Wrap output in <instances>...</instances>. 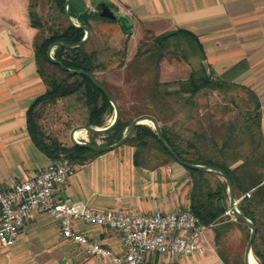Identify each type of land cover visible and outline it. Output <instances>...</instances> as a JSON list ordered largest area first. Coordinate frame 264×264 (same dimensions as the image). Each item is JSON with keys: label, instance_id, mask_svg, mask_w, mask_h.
Listing matches in <instances>:
<instances>
[{"label": "trees", "instance_id": "trees-1", "mask_svg": "<svg viewBox=\"0 0 264 264\" xmlns=\"http://www.w3.org/2000/svg\"><path fill=\"white\" fill-rule=\"evenodd\" d=\"M64 1L27 0L28 23L35 30L32 40L35 67L44 92L28 105L25 128L34 148L49 161L64 158L73 165H82L101 153L70 143L66 145L54 131L39 122L46 106L54 107L59 102L63 107L69 100L77 102L76 111L83 113V120L76 126L102 128L106 126V118L112 114L105 96L88 78L68 74L45 56L50 44H74L83 37L82 30L65 23L62 14ZM77 1L69 2L68 15L77 24L87 26L90 36L79 47L53 49L51 56L66 69L92 74L116 101L119 119L112 129L101 136L103 145L119 140L133 118L140 115L153 117L165 144L180 161L220 169L228 176L239 212L256 227L252 255L258 264H264V161L259 152L261 114L257 96L244 86L225 79H212L202 65V51L195 36L184 30L162 33L153 36L150 42L146 40L138 45L126 65L128 72L133 74L132 79L124 81L128 92L121 94L96 76L107 68H113L120 54L111 36L101 32L97 24L112 25L118 21L101 19L96 11L86 10L74 16L72 11ZM89 3L93 9L97 4L93 0ZM45 7L47 11L43 14ZM93 22L96 25L92 26ZM120 31L124 32L122 28ZM181 40L189 42L187 46L196 51L193 63L187 62L185 55L181 54L189 67L188 77L185 80L159 81L156 75L158 65L172 57L170 55L174 51L170 50V46L174 42L179 44ZM121 65L119 63L115 67L120 68ZM146 68L149 74L154 68L153 77L144 76ZM216 95L222 96L223 103L214 100ZM65 112L63 128L70 131L73 128L69 123L70 113L68 109ZM95 136L90 135L92 138ZM89 143L94 144L92 141ZM122 146L132 148L135 166L153 169L175 163L147 125L135 126ZM184 169L189 173L191 184L187 209L202 225L212 228L216 256L223 264H243V255L227 253L229 238L231 232L238 231L246 241L250 231L242 222L224 215L228 209L225 182L212 172Z\"/></svg>", "mask_w": 264, "mask_h": 264}, {"label": "crops", "instance_id": "crops-1", "mask_svg": "<svg viewBox=\"0 0 264 264\" xmlns=\"http://www.w3.org/2000/svg\"><path fill=\"white\" fill-rule=\"evenodd\" d=\"M106 1L154 36L175 30L191 33L212 79L244 86L257 96L261 114L259 152L264 161V0ZM26 6L27 0H0V191L32 177L50 162L34 148L25 128L28 105L44 92L32 49L35 30L29 26ZM164 64L159 65V78L164 67L167 69L164 82L188 77V67ZM74 168L73 175L56 191L61 200L80 202L92 210L131 214L155 210L174 213L188 208L189 173L177 163L153 169L135 166L129 146L101 153ZM75 229L112 254L120 253L116 233L85 225ZM152 260L164 264H223L205 235L199 256H154ZM0 264L110 263L92 259L80 246L61 239L56 221L34 212L14 245L0 250Z\"/></svg>", "mask_w": 264, "mask_h": 264}, {"label": "built area", "instance_id": "built-area-1", "mask_svg": "<svg viewBox=\"0 0 264 264\" xmlns=\"http://www.w3.org/2000/svg\"><path fill=\"white\" fill-rule=\"evenodd\" d=\"M74 170L73 164L59 158L32 177L0 191V250L12 247L27 219L32 213L40 212L56 221L61 239L80 246L88 257L105 259L110 264H164L153 261V257L203 253V238L209 227L202 225L188 209L131 214L121 210H92L83 203L57 198L58 187ZM224 215L232 217L228 210ZM77 225L116 233L120 253L114 255L89 240L75 229Z\"/></svg>", "mask_w": 264, "mask_h": 264}, {"label": "rangeland", "instance_id": "rangeland-1", "mask_svg": "<svg viewBox=\"0 0 264 264\" xmlns=\"http://www.w3.org/2000/svg\"><path fill=\"white\" fill-rule=\"evenodd\" d=\"M94 3H98L100 1H103L104 3H107L109 8L112 10L113 14L115 15L118 23H114L112 25H107V24H97V28H99L101 30V32L105 33V34H109L111 36V38L114 40V44L117 50H119L120 54L117 55V57L119 58L117 60V63L115 64V66L119 63H121V67L117 68V67H111V68H107L106 70H104L103 72L97 73L96 76L99 80H101L104 84H106L107 86H109L110 88H114L118 91L121 92V94L126 95L128 90V86L125 84V79H132L133 74L129 73L126 65L130 62L131 58L134 56L138 45L141 42L144 41H151V38L154 36L153 34H151L149 31L144 30L141 27H138L137 25H134L132 22H130L128 19L124 18L120 13L119 10L109 4L106 0H93ZM88 2V3H86ZM86 5V7H85ZM72 13L75 15L81 14V13H85V11H94L93 6L90 5L89 0H78L74 7H73ZM43 14L46 13L47 8H43ZM123 18L125 20H123ZM73 22L76 23L75 19H73ZM92 26L96 25V23H91ZM122 28V30L124 31L123 33L120 31V29ZM174 43L176 45H174ZM171 46H170V50L174 51L172 52V54L170 56L172 57H168V60H163L161 63H165L164 65H170V66H175L177 67H188V65L185 63V61L183 60V58H181V54H184L186 57V61L189 62L191 61L192 63L194 62V58H195V52L194 50H192V48H189L187 45L190 43L181 40L179 42V44H177V42H174ZM188 43V44H187ZM192 44V43H191ZM193 47V46H192ZM124 49V50H123ZM122 50L124 51V53L122 54ZM174 55V56H173ZM171 58V59H170ZM167 59V58H166ZM160 63V64H161ZM159 64V65H160ZM159 65H158V69H157V78L159 81L162 80V82L164 80H167V77L164 76V71L167 70L164 67V71L161 72L160 78H159ZM163 69V66H161ZM169 67V66H166ZM189 69V67H188ZM150 74L147 71V68L145 70V75L146 78L147 77H153L154 74V68H151L150 70ZM162 71V70H161ZM149 74V75H148ZM166 78V79H165ZM161 79V80H160ZM117 92V91H116ZM215 101H220L223 103V98L222 96L216 95L215 97H213ZM78 103L74 102L72 100H69L66 102V104L61 107V103H57L55 104L54 107H50V106H46L41 117H40V123L42 125H45L48 129L50 128L52 131H54V134L60 139L62 140V142L66 145L69 144L68 141V132L69 131H65L64 130V116H65V110L68 109V113H70L69 119V123L71 124V128L78 125V122H81L83 120V113L81 110L76 111V109L78 108ZM73 111V112H72ZM112 115H109L106 118V125L110 122ZM67 117V119H68ZM81 134V135H80ZM79 136L77 137L78 140H83L86 142H93L94 144H100L103 145L104 144V140L101 138V136L96 135L95 137H90V134H85V133H80ZM123 147V146H121ZM120 147V148H121ZM207 236L209 237V239L211 240V244H212V228H208V230L205 232V238H207ZM247 240L244 241V235L238 231H234L231 232V237L229 238V250H227V253H233V254H240L243 255L244 253V249L247 243ZM212 248L214 250L213 244H212ZM231 253V254H232Z\"/></svg>", "mask_w": 264, "mask_h": 264}, {"label": "water", "instance_id": "water-1", "mask_svg": "<svg viewBox=\"0 0 264 264\" xmlns=\"http://www.w3.org/2000/svg\"><path fill=\"white\" fill-rule=\"evenodd\" d=\"M70 1L72 0H65L62 4L63 19L69 27L82 30L83 37L79 42L74 43V44H64L60 42H54L47 47L45 56L50 63L58 65L63 71H66L68 74L82 75L88 78L89 81L92 83V85L96 89H98L100 92H102V94L105 96L106 100L108 101V103L110 104L112 108V114H113L110 122L105 127L92 128L87 125H79V126H75L72 129H70V131L68 132V141L70 145L76 146V147L88 148L90 150H93L99 153L109 152V151L115 150L119 148L120 146H122L132 134L135 126H138V125L149 126L154 131L158 143L172 157L175 163H177L178 165L186 169L215 173L219 175L221 179L225 182L227 186V194H228V199H227L228 209L227 210L230 212V214L232 215L234 219L242 222L244 225H246L249 228V231H250L249 237H248L245 249H244V253H243V264H253L255 260L252 259L253 255H252L251 248H252L253 240L256 236V227L250 220L246 219L239 212L237 208L238 202L235 200L234 189H233L232 183L229 180L228 176L220 169L211 168L207 166H201V165H191V164H186L180 161L175 155V153L165 144L162 138L161 130L153 117L149 115H140V116L133 118L128 124L126 132L122 135V137L110 145L90 144L83 140L80 141L76 137H74L75 134H80V133L102 136L103 134L108 132L110 129H112L114 125L117 123L119 119V109L113 97L105 90V88L98 82V80L92 74H89L81 70L66 69L65 67L62 66V64L59 61L54 60L51 56L53 49L57 47H62L64 49H73V48L79 47L81 44L85 43L90 36V31L87 26L79 25L73 22V20L69 17L68 12H67V7ZM94 11L97 12V16L101 19H105L109 22L116 21L115 15L109 9V6L104 2L97 3L94 6ZM256 264L258 263L256 262Z\"/></svg>", "mask_w": 264, "mask_h": 264}, {"label": "bare ground", "instance_id": "bare-ground-1", "mask_svg": "<svg viewBox=\"0 0 264 264\" xmlns=\"http://www.w3.org/2000/svg\"><path fill=\"white\" fill-rule=\"evenodd\" d=\"M80 135H81V134H80ZM78 136H79V134H75V136H74V137H76V138H77ZM252 259H253V260H255V259H254V257H252ZM253 264H256V260L253 262Z\"/></svg>", "mask_w": 264, "mask_h": 264}, {"label": "flooded vegetation", "instance_id": "flooded-vegetation-1", "mask_svg": "<svg viewBox=\"0 0 264 264\" xmlns=\"http://www.w3.org/2000/svg\"><path fill=\"white\" fill-rule=\"evenodd\" d=\"M110 9V8H109ZM111 10V9H110ZM112 11V10H111Z\"/></svg>", "mask_w": 264, "mask_h": 264}]
</instances>
